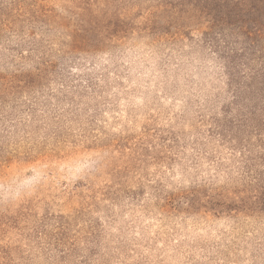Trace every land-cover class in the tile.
Segmentation results:
<instances>
[{
	"label": "rangeland",
	"instance_id": "obj_1",
	"mask_svg": "<svg viewBox=\"0 0 264 264\" xmlns=\"http://www.w3.org/2000/svg\"><path fill=\"white\" fill-rule=\"evenodd\" d=\"M218 10L0 0V264H264V88Z\"/></svg>",
	"mask_w": 264,
	"mask_h": 264
},
{
	"label": "trees",
	"instance_id": "obj_2",
	"mask_svg": "<svg viewBox=\"0 0 264 264\" xmlns=\"http://www.w3.org/2000/svg\"><path fill=\"white\" fill-rule=\"evenodd\" d=\"M205 2L207 7L219 9L218 30L228 26L236 27L243 42H247L230 63L232 65L239 63L238 67L242 69L246 66L245 61L256 62L257 67L252 68L246 76L249 80L262 84L264 88V0H205ZM263 160L264 157L257 158L256 162ZM255 179L258 180V176ZM259 201L264 208V184L260 187Z\"/></svg>",
	"mask_w": 264,
	"mask_h": 264
}]
</instances>
